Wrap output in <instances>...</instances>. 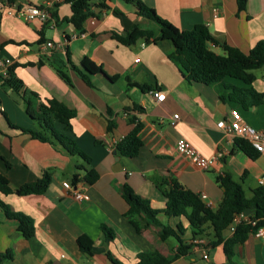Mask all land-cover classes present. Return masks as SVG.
I'll return each instance as SVG.
<instances>
[{
  "label": "crops",
  "instance_id": "0c3cea01",
  "mask_svg": "<svg viewBox=\"0 0 264 264\" xmlns=\"http://www.w3.org/2000/svg\"><path fill=\"white\" fill-rule=\"evenodd\" d=\"M11 1L17 6H48L56 26L39 17L26 21L16 14H0V44L10 39L17 42L5 44L0 58H11L17 64L12 79L22 85L16 91L11 84H4L8 74L0 75V172L14 188L39 179L45 172L52 175V182L42 194L0 192V198L13 211L30 216L35 225L34 236L25 238L18 222L8 218L0 207V251L10 249L14 253V258L4 264H113L109 252L123 264H136L142 252L158 251L172 257L177 241L174 237L161 238L162 225L175 228L180 223L186 228L184 239H190L188 220L160 212L157 217L162 225H154L141 214L129 212L122 196L125 182L159 210L165 208L164 191L172 180L200 196L206 194L205 201L213 209L224 197L217 177L225 172H231L248 194L262 185L259 179L264 174V155L251 158L232 135L218 126L219 121L228 119L232 108H238L245 121L264 129V102L245 108L230 98V86H247L241 80L226 77L211 84L188 81L170 59L173 45L162 37L161 27L138 15L135 6L125 0H104L108 8L98 5L101 0H90L91 10L98 16H89L82 29L68 20L72 13L69 0ZM142 1L182 30L206 24L221 43L245 53L264 39V0H248L247 8L241 11L237 0ZM136 25L154 32L150 42L140 38L125 45L113 38V32L125 36ZM47 41L61 46L48 48ZM215 49L222 52L220 47ZM69 57L76 66L87 57L118 79L111 82L97 73L92 76L94 86H90L73 69ZM253 73V87L264 93V66ZM143 85L151 89L143 90ZM155 87L165 93L162 101L152 94ZM23 90L34 108L55 98L77 112L72 119L73 135L78 146L91 157L89 167L99 172L94 184L82 179L86 171L79 168L83 163L79 155L71 154L59 142L41 141L10 125L42 129L41 123L27 113ZM30 91L38 97L30 95ZM134 103L144 107L145 112L138 114L144 123L143 146L139 155L131 158L123 156L116 145L133 128L125 109ZM109 119L116 124L113 131L108 130ZM55 127L65 132L58 122ZM180 138L188 139L205 156L222 152L223 157L211 169H199L178 152ZM76 174L89 200H77L64 187V181H72ZM245 212L253 215V209ZM101 224L113 228L115 236L106 237ZM82 234L93 240V253L81 251L77 240ZM230 235L227 228L225 236ZM196 238L209 242L208 257H203L205 250L193 245L189 255L170 264H264V240L253 233L237 245L231 260L223 244L211 245L212 227Z\"/></svg>",
  "mask_w": 264,
  "mask_h": 264
},
{
  "label": "trees",
  "instance_id": "16d2710c",
  "mask_svg": "<svg viewBox=\"0 0 264 264\" xmlns=\"http://www.w3.org/2000/svg\"><path fill=\"white\" fill-rule=\"evenodd\" d=\"M69 1L71 2L72 13L68 17V20L75 27L82 29L85 20L89 16H98L91 10L90 0ZM125 1L135 6L138 15L156 22L161 27L162 37L168 39L173 45L172 51L169 52V57L177 64L188 81L211 84L221 81L226 77H232L241 80L247 86H230L232 89L230 98L240 102L245 108L259 106L264 102V93L258 92L252 85L255 80L253 71L264 66V39L259 40L248 53H245L238 47L231 46L225 42L221 43L211 33L206 24L200 23L190 29L182 30L160 16L153 7H150L142 0ZM247 1L237 0L239 11L247 8ZM98 5L102 8H108L104 0H101ZM112 36L122 44L131 45L140 38H144L147 43L150 42L154 36V32L136 25L125 36L116 32H113ZM10 42L17 43L12 39L7 40L3 44H0V49ZM216 47H220L222 52L216 51ZM68 60L73 69L90 86H94L92 76L97 73L104 75L111 82H115L118 79V76L108 75L101 65H97L87 57L78 66L72 63L70 57ZM30 64L32 63H26L25 65ZM16 66L17 64L13 63L8 67L7 74L9 78L4 84H11L18 91L22 86L21 81H14L12 79ZM62 73L69 80L67 74L63 71ZM137 84L130 83V85ZM142 88L143 90L151 89V86L143 85ZM157 88L155 87L154 89ZM25 92L23 90L21 96L27 100V113L33 120L41 123L42 129L35 130L12 123L10 125L41 141L51 143L59 142L71 154L79 155L83 161L79 168L86 171L82 179L88 184H94L99 178V172L96 168L89 167L91 157L78 146L73 135L72 119L76 116L77 112L55 98L40 102L34 108L31 106L30 101L26 99ZM29 94L38 97V94L34 91H30ZM125 112L128 117V122L133 124V128L117 143L116 148L123 156L132 158L139 155L143 146L141 131L144 123L138 114L144 113L145 108L134 103L131 107H127ZM108 113L112 115L113 111L108 109ZM55 122L63 125L65 132L58 131L55 127ZM115 127V122L109 119L108 130L113 131ZM235 142L251 158H256L260 155L248 140L238 137L235 138ZM79 180L80 176L78 174L74 175L72 181L77 183ZM217 180L223 188L224 197L216 209L208 205L199 194L184 187L176 180H172L170 182V188L164 191L166 201L163 210L153 208L150 201L138 195L130 183L125 182L123 184L122 196L129 206V212L141 214L154 225H162L157 217L160 212L173 217L184 216L188 220L192 230V237L190 239H184L183 236L186 228L182 224L179 223L175 228L170 225H162L161 238L167 240L170 237H174L177 241L174 255L167 257L158 251L142 252L139 253L136 264H170L182 256L189 255L193 247L192 240L206 233L208 227H212L213 229L211 245L223 244L225 254L229 260L232 259L237 245L244 243L248 235L257 229V226H252L249 222L244 221L228 237L225 236V230L229 228L237 214L247 209H253V216L259 220V224L264 223V185L251 189L248 194L242 183L235 179L231 172H225L219 175ZM51 182L52 175L49 172H45L39 179L14 188L11 186L9 179L0 172V192L4 194H42L47 191ZM0 207L8 218L18 222V229L25 238L29 239L34 236L35 225L30 216L13 211L1 198ZM101 229L108 238H112L116 234L114 229L106 224H101ZM77 242L81 251L86 253L94 252V242L88 235L82 234L79 236ZM108 255L113 264H123L121 261L113 258L110 252ZM13 258L14 253L12 250L0 251V264H4Z\"/></svg>",
  "mask_w": 264,
  "mask_h": 264
},
{
  "label": "built area",
  "instance_id": "2783aa9c",
  "mask_svg": "<svg viewBox=\"0 0 264 264\" xmlns=\"http://www.w3.org/2000/svg\"><path fill=\"white\" fill-rule=\"evenodd\" d=\"M0 14H16L22 17L26 21H31L35 17H39L43 22L48 23L50 26H56V19L52 14L51 9L45 5H24L17 6L10 0H0ZM84 36V34H82ZM45 45L48 48L60 47V43H55L53 41H47ZM137 58L136 61H139ZM13 64L11 58H0V75H6L8 73V67ZM154 97L158 101H162L165 98V93L160 90L151 91ZM178 114L175 115V118ZM218 126L225 130L229 135L234 138H243L248 140L256 151L264 155V129H257L245 121L241 111L238 108H232L230 115L227 120H221L218 122ZM177 150L180 154L185 156L190 160V162L199 169L209 170L215 163L222 159L223 153L218 152L212 156H205L186 138H180L177 141ZM260 183L264 185V174L260 177ZM64 187L71 190L74 197L82 201L84 199H90L89 195L84 191L83 182L80 180L77 183L73 181H64ZM201 197L205 200L207 198L206 194H202ZM207 203V202H206ZM210 205V203H207ZM249 222L252 226H257V229L252 233L257 237L264 240V223L259 224V220L254 218L253 215L246 214L245 211L239 213L235 216L233 222L229 226V231L235 232L236 227L244 222ZM193 245H197L203 250H205L203 257L207 258V248L210 246L209 242L204 238H196L192 241Z\"/></svg>",
  "mask_w": 264,
  "mask_h": 264
},
{
  "label": "rangeland",
  "instance_id": "374dc122",
  "mask_svg": "<svg viewBox=\"0 0 264 264\" xmlns=\"http://www.w3.org/2000/svg\"><path fill=\"white\" fill-rule=\"evenodd\" d=\"M152 22L155 24V26L159 27L158 24H157L156 22H154V21H152ZM172 239H173V238H172Z\"/></svg>",
  "mask_w": 264,
  "mask_h": 264
}]
</instances>
